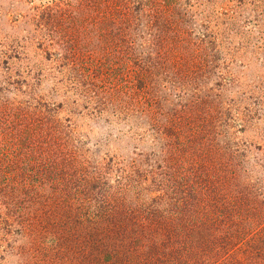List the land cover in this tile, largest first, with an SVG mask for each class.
<instances>
[{
  "label": "rangeland",
  "instance_id": "1",
  "mask_svg": "<svg viewBox=\"0 0 264 264\" xmlns=\"http://www.w3.org/2000/svg\"><path fill=\"white\" fill-rule=\"evenodd\" d=\"M146 203L264 264V0H0V264H116Z\"/></svg>",
  "mask_w": 264,
  "mask_h": 264
},
{
  "label": "trees",
  "instance_id": "2",
  "mask_svg": "<svg viewBox=\"0 0 264 264\" xmlns=\"http://www.w3.org/2000/svg\"><path fill=\"white\" fill-rule=\"evenodd\" d=\"M19 135L21 134L19 133ZM44 164L46 165V163ZM58 184L64 186L63 191H68L75 187L74 182L67 179L64 182L60 181ZM55 198L60 197H54L52 199L53 206L58 203V199ZM109 202L110 200L108 202L106 201L104 204L108 205ZM121 206L123 207V205ZM121 206H118L117 208L121 210ZM212 206L218 208V205ZM113 208L116 207L114 206ZM126 210L123 219H120L122 211L121 213L118 212L119 216L113 212L109 213L107 210L101 212L105 216L104 218L107 223V229L104 228L103 236H107L111 243H113L114 254L112 257L115 260L114 263L171 264V260L168 258L170 257V254L173 253L170 245V238L177 229H184V236L187 242H189L190 246L184 247V250L189 251L190 253L194 251L200 252L201 254L199 257L206 255L205 251L203 253L201 252V250H205V248L208 247L205 243L208 237L204 231V223H196L191 218L190 220L180 218L178 220L179 222L174 225L170 220L176 221L175 216L168 213H158L157 207H154V205L150 203H146L141 209L128 206ZM214 214L215 213L212 211L211 215L213 216ZM205 215L208 217L205 212L204 215H201L200 217ZM219 215L218 211V214H216L214 218L219 219ZM194 218L197 217L195 216ZM260 218L255 220H260ZM101 233L102 231H100L99 234ZM134 237L135 239L130 248L128 240ZM118 238L121 239L122 243L120 245L116 244L115 246L114 239ZM232 251L233 250L230 249H227L226 251H219L218 249L215 251L210 250L208 254L209 259L207 261H194L192 264H243L236 260H229L231 259L230 253ZM262 253H264V251L260 254Z\"/></svg>",
  "mask_w": 264,
  "mask_h": 264
}]
</instances>
